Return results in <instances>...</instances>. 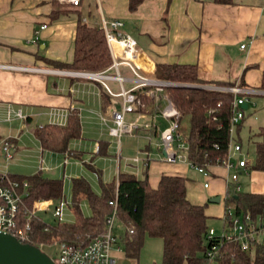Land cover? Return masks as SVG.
Listing matches in <instances>:
<instances>
[{"label": "crops", "instance_id": "obj_1", "mask_svg": "<svg viewBox=\"0 0 264 264\" xmlns=\"http://www.w3.org/2000/svg\"><path fill=\"white\" fill-rule=\"evenodd\" d=\"M78 18L99 26L101 19L121 20L120 30L131 35L137 43L134 64L148 75L155 76L157 63L194 64L197 74L206 81H227L259 88L264 67V0H80L78 6L61 4L56 0H0V172L17 178L41 173L61 178L64 187L67 182L64 166L70 163L67 158L73 155L42 148L35 129L45 123L64 124L68 111L74 108L80 120V136L69 141V148L80 155L79 139L86 137L93 123L99 124L101 127L91 149L109 160H117L111 171L109 168L104 172L102 181L115 180L119 172L134 173L139 178L146 175L150 187L157 185L161 174L187 178L189 163L186 160L163 161L154 140L147 142L144 128L138 135H128L136 139V149L122 166L120 157L116 159L110 154L114 150L112 142L115 137L108 134L107 126L112 124L111 111L121 108L120 97L108 94L98 81L72 72L76 69L47 61H71ZM43 24L45 26L40 27ZM241 43H244L243 47H240ZM119 68L124 75H130L125 65ZM109 83L118 88L116 81L110 80ZM124 85L129 87L131 83L125 82ZM255 95L264 94L256 93L251 97ZM54 110L64 116L57 118L51 113ZM100 115L105 117V121ZM135 116L134 112L125 113L126 120ZM141 120H147V117ZM158 121L164 124V120L158 118ZM242 125L243 119L237 132L234 128V135L238 134L240 140L234 137L241 144L248 165L239 169L238 180L242 189L241 177L254 173L260 181L252 182L248 191L262 192L264 171L249 169L252 161L248 158V146L241 141ZM99 142L106 144L105 153L97 152ZM249 142L252 143L250 135ZM152 145L157 156L153 155ZM4 146H8V151L3 149ZM117 148L120 152L119 146ZM54 154L58 161L56 166L43 168L42 163L53 158ZM60 154L63 155L62 162L59 161ZM135 156L138 161L132 160ZM71 165L74 168L68 174L69 187L71 177L81 175L95 192L100 191V186L98 189L92 187L89 173L80 163ZM197 172L203 176L202 186L198 183L199 188L194 189L187 178V198L193 203L204 204L205 213L219 218L222 224L228 171L222 165L212 164L207 168V177ZM205 180L207 186L203 185ZM214 195H219L218 202L207 200ZM56 200L37 201H48L49 206ZM41 210L44 209L36 212L38 218ZM119 244L127 257L123 241ZM119 264H125L124 260ZM206 264H217V261L211 260Z\"/></svg>", "mask_w": 264, "mask_h": 264}, {"label": "trees", "instance_id": "obj_2", "mask_svg": "<svg viewBox=\"0 0 264 264\" xmlns=\"http://www.w3.org/2000/svg\"><path fill=\"white\" fill-rule=\"evenodd\" d=\"M47 61L76 70L105 68L110 64L111 57L103 29L78 18L71 61ZM155 76L183 83L168 86L165 91L180 111V118L187 117L188 132L185 136L188 160L202 165L223 156L229 140L233 93L205 89L198 85L206 82L232 83L206 81L197 74L194 64L157 63ZM258 87L264 89V67ZM240 124L241 121L236 124L235 132ZM35 135L42 148L78 157L79 152L68 146L70 140L80 136L77 110L73 108L68 111L64 124L45 123L37 127ZM234 136L240 140L238 134ZM250 140L254 159L249 169L264 171V125L250 134ZM105 147V143L99 142L97 152L105 153ZM87 166L98 172L91 164L88 163ZM25 178L28 187L27 194L22 199L24 206L28 207L37 200L59 199L62 196L61 178L41 173L27 175ZM186 180L182 175L161 174L157 185L150 187L146 175L139 178L134 173L119 172L115 180L105 182L99 178L100 191L95 192L85 177H71L70 207L74 219L47 223L38 217L31 218V243L38 246L50 243L51 239L78 242L88 240L103 230L105 219L111 210L110 200L115 199L116 216L126 228L132 229V232L126 230L122 238L127 256H138L145 236H157L162 241L160 264H206L203 251L210 241L206 235L210 216L205 213L204 204L193 203L187 198ZM82 199L87 201L89 214H84L80 209L79 202ZM223 203L232 205L236 213L264 214V191L235 190L234 184L228 183ZM216 261L217 264H264V244L256 243L250 255L233 243L222 242Z\"/></svg>", "mask_w": 264, "mask_h": 264}, {"label": "built area", "instance_id": "obj_3", "mask_svg": "<svg viewBox=\"0 0 264 264\" xmlns=\"http://www.w3.org/2000/svg\"><path fill=\"white\" fill-rule=\"evenodd\" d=\"M61 4L78 6L80 0H56ZM122 21L119 19H101L100 26L103 29L106 44L110 53L111 62L100 70H74L72 72L83 77L98 81L108 94L121 99V108L112 110L111 125L107 126L109 135L119 139L122 135H138L140 129H145V138L148 143L154 140V144L160 149V157L166 162L186 160L194 169L207 177V168L212 164L222 165L227 171V184L233 183L235 190H240L238 180L239 169H245L247 159L242 154L241 144L234 137V128L244 117L243 103L246 106L254 104L253 94H264V89L248 87L238 84L202 83L198 86L210 90L228 91L233 93L230 116L229 140L223 156L216 157L214 161L205 162L202 165L192 163L187 158L188 143L185 136L179 130L180 111L173 104L165 89L168 86L183 84L178 81L158 78L140 71L134 64L137 53V43L134 38L120 30ZM41 25L40 27H44ZM244 43L240 44L243 47ZM118 49V52L116 51ZM125 65L130 75H124L119 66ZM10 68L31 69L32 67L20 65H5ZM113 80L118 84V89L113 90L108 81ZM125 82L131 85L126 87ZM134 112L132 120L125 119V113ZM57 118L63 117V113L52 111ZM20 115V112H17ZM68 114V113H67ZM67 117V115H66ZM147 117V120H141ZM102 121L105 117L100 115ZM159 119L164 120L161 125ZM217 147L216 144H214ZM8 151V146L3 147ZM138 161V157L132 158ZM207 186V180L203 182ZM28 182L26 178H17L6 172H0V231L14 235L21 242L32 240V228L30 220L37 217L38 209H47L48 201H34L30 206H24L23 197L27 194ZM65 200L62 196L53 205L52 215L60 218ZM111 210L105 219L103 230L84 242L54 240L57 244L56 264H119L113 256V250H121L120 236L113 233L114 219L116 217V200H110ZM132 232L131 228H126ZM207 246L203 251L206 262L216 260L221 252L222 242L228 241L252 255L256 243L264 244V214L250 212L236 213L233 206L225 205L220 232L212 227L207 229ZM216 238V240H214ZM213 239V240H211ZM50 242V243H52ZM49 244V243H41ZM40 245H38L40 247Z\"/></svg>", "mask_w": 264, "mask_h": 264}, {"label": "rangeland", "instance_id": "obj_4", "mask_svg": "<svg viewBox=\"0 0 264 264\" xmlns=\"http://www.w3.org/2000/svg\"><path fill=\"white\" fill-rule=\"evenodd\" d=\"M113 90H117L116 85H112L109 83ZM183 85V84H179ZM255 101V105L249 104L246 108H244V117H243V125L241 127L240 131V137L241 141L244 145L248 146L249 148V159L253 161L254 159V151H253V144L248 143V135L255 133L258 129L259 125H264V95H255L252 97ZM163 125V123H160ZM99 125V124H98ZM92 124V128L86 133V137H84L82 140L79 139V150L82 151L79 157H68L69 164H66V167L64 166V176L67 179L66 185L62 187V200H65L62 213L60 215V218H56L52 215V209L55 201L50 203V205L45 210L38 211V215L40 218H42L43 221L47 223H54L57 220L60 221H72L74 219V215L71 211L70 203H71V195H70V187L68 183V174L70 170H73V165L71 163H79L83 166L85 172L89 173V180L94 189H98L99 187V178L103 180L105 178L104 172H106L109 168L110 171L114 167V162L117 160L110 159L107 157H103L101 154H95L94 150H92L91 146L92 143L96 140V134L100 130V125ZM99 127V128H98ZM179 130L182 132V134L185 136L188 132V121L187 117L183 116L180 119L179 122ZM101 131H103L101 129ZM120 142L117 141L116 138H113V151L112 156L117 159V156L120 158V166L123 165L126 158H130L135 154L136 149V139L131 136H121ZM121 149L120 152H118V148ZM152 149L154 151L155 156H157V150L152 145ZM155 149V150H154ZM89 152H92V154H89ZM60 162H62L63 155L60 154ZM58 161H56V156L54 154V157L49 159L47 162L42 163V166H49V167H55ZM91 164L93 167L98 169V172H96L91 167H88L87 164ZM68 165H71L67 167ZM71 167V169H70ZM60 173H62V169H59ZM56 172V170L54 171ZM187 178L189 181L193 184L194 189H198L199 184L202 186L201 182L203 181V176L198 173L191 165H188L187 169ZM99 176V177H98ZM241 180L243 182L242 189L243 190H249L251 188L250 184L252 182L260 181V178H255L254 173H252L249 176H242ZM199 183V184H198ZM195 192V191H194ZM208 201L210 197H207ZM213 203V202H212ZM216 204V203H215ZM80 209L84 214H89L90 209L87 204V201L85 199H82L79 202ZM208 224L210 227H212L216 232H220L221 230V220L219 218H208ZM113 233L120 238H123L126 233V228L123 226V224L120 222L119 218L116 216L114 219V225H113ZM119 238V237H118ZM55 239H51L50 242L54 241ZM119 241H122L119 239ZM40 248L49 255L52 259L56 258V250H57V244L52 242L49 244H42L40 245ZM114 256L117 258L118 263L122 262L124 260L125 264H160L161 262V256H162V241L157 236H145L143 238L142 244L139 248L138 256L135 258H129L123 255L124 251H112ZM122 259V260H121ZM185 264V263H183Z\"/></svg>", "mask_w": 264, "mask_h": 264}, {"label": "water", "instance_id": "obj_5", "mask_svg": "<svg viewBox=\"0 0 264 264\" xmlns=\"http://www.w3.org/2000/svg\"><path fill=\"white\" fill-rule=\"evenodd\" d=\"M246 108V103L242 104ZM218 202L219 195L209 198ZM0 264H56L39 246L21 242L14 235L0 231Z\"/></svg>", "mask_w": 264, "mask_h": 264}]
</instances>
